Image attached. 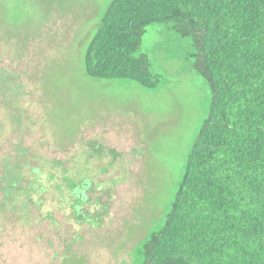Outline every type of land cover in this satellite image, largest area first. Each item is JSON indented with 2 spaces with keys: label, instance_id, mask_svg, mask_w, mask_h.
Returning a JSON list of instances; mask_svg holds the SVG:
<instances>
[{
  "label": "rangeland",
  "instance_id": "374dc122",
  "mask_svg": "<svg viewBox=\"0 0 264 264\" xmlns=\"http://www.w3.org/2000/svg\"><path fill=\"white\" fill-rule=\"evenodd\" d=\"M111 2L0 0V56L34 58L30 93L46 132L35 140L39 152L46 147L61 159L75 156L77 173L97 178L94 193L103 201L90 200L80 212L87 220L81 223L70 217L73 201L57 198L56 190L42 204L34 199L45 222L38 213L22 223L0 210V264H130L133 258V264H142L141 244L162 227L179 187L210 111V87L193 67L191 38L179 37L171 24L149 26L136 54L150 58L160 77L156 90L88 76L86 51ZM6 107L0 106V160L18 129ZM92 131L94 145L86 149L80 134L89 137Z\"/></svg>",
  "mask_w": 264,
  "mask_h": 264
},
{
  "label": "trees",
  "instance_id": "16d2710c",
  "mask_svg": "<svg viewBox=\"0 0 264 264\" xmlns=\"http://www.w3.org/2000/svg\"><path fill=\"white\" fill-rule=\"evenodd\" d=\"M153 24H171L179 37L191 38L193 67L212 101L162 227L141 244L142 264H264V0H112L86 51L88 76L156 90L160 77L150 58L136 55ZM13 96L0 101L2 109L18 105L6 107L12 120L41 111L30 93ZM39 143L1 158L2 216L25 223L38 213L45 222L34 199L42 204L56 190L57 198L73 201L70 217L87 221L80 212L90 200L103 203L94 193L97 178L79 175L75 156L39 152Z\"/></svg>",
  "mask_w": 264,
  "mask_h": 264
},
{
  "label": "flooded vegetation",
  "instance_id": "af4514ba",
  "mask_svg": "<svg viewBox=\"0 0 264 264\" xmlns=\"http://www.w3.org/2000/svg\"><path fill=\"white\" fill-rule=\"evenodd\" d=\"M32 56L29 58V56ZM27 58L22 59H12L11 57L5 58L0 56V101L3 100L4 94L9 96V98H14L13 93L20 90L21 93H30L31 87L35 80V70L33 68V55L30 54ZM4 62V63H3ZM19 83L21 85L19 86ZM31 94V93H30ZM28 100V98H27ZM39 109V108H36ZM33 108L28 109L25 117L19 120H11L14 126H17L18 129L11 134V142H5L4 145L9 152L8 154L16 155L19 152L18 146H21L24 149H31L30 143L28 140L34 141L36 139L45 138L44 124L43 120H38V115L41 114V111L34 115L32 112ZM40 110V109H39ZM93 124L87 125V127H93ZM85 130V129H84ZM93 130V129H92ZM94 134L92 131L89 137L84 136L85 133L80 134L81 141L84 139L86 143L89 142L90 146L94 145ZM21 137V139H19ZM108 141V139L105 137ZM1 169V168H0ZM0 174H2V169Z\"/></svg>",
  "mask_w": 264,
  "mask_h": 264
}]
</instances>
